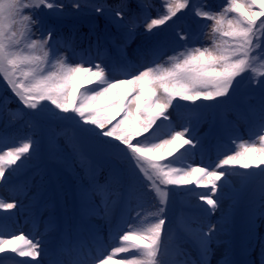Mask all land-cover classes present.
Returning a JSON list of instances; mask_svg holds the SVG:
<instances>
[{"label": "snow or ice", "instance_id": "snow-or-ice-1", "mask_svg": "<svg viewBox=\"0 0 264 264\" xmlns=\"http://www.w3.org/2000/svg\"><path fill=\"white\" fill-rule=\"evenodd\" d=\"M131 3L132 0H115L114 4L107 0H74L68 6L59 0H0V85L12 94L4 97L0 93V120L5 105L15 98L20 107L8 110L10 122L25 116L34 125L69 121L97 151L128 165L110 174L105 184L94 183L81 192V221L74 229L76 239L72 243L74 255L68 261L54 258L50 264H162V245L172 236L171 230H164L163 207L151 213L156 219L146 224L134 221L131 210H125L118 221L112 222V208L117 202L110 201L108 195H119L123 189L130 201L137 180L146 181L145 187L156 193L161 205L167 204L169 186L183 188L185 194L203 202L201 212L209 221L229 196L234 174L245 182L257 175L264 178V0H223L219 8L209 6L207 0H160L163 13L157 15L151 14L153 0H135L134 9ZM185 10L203 23L198 31H177L173 35V25L168 22L175 23L173 18ZM86 15L104 18V40L118 50V60L101 59L98 63L92 59V45L77 51L75 38H64L59 32L66 17L79 19ZM109 26L116 29L115 35L108 33ZM95 34V26H90L89 35ZM100 40L97 35L98 57L103 55ZM206 40L211 43L206 44ZM134 41H139L132 50L138 63L128 59L127 49ZM245 73L261 88L259 104L250 106L254 118L251 142L233 138L236 147L231 151L218 143L213 165L193 166L190 158L196 155L198 145L203 149L196 132L202 119L200 110L205 105L197 102L229 97L234 82L239 83L237 77ZM177 100L189 103L174 105ZM180 108L186 109L181 117L186 123L177 129L169 109ZM12 143V137L0 134V185L10 184L11 177L25 169L38 152L31 136L7 147ZM170 156L174 158L168 160ZM235 166L260 171H229ZM201 188L206 191H198ZM10 190L16 192L14 187ZM27 190L25 184L20 194ZM96 196L100 197V205H95ZM18 203L23 210V203L15 197L0 196V264H4L5 252L31 258L18 264H32L41 256L39 240L23 234L4 238L5 221L19 214L4 213L16 209ZM99 206L108 222L109 238L114 241L111 245H104L85 223ZM187 230L196 239L200 264H210L216 225L207 222L205 230L204 223L197 222L195 228L189 225ZM85 233L97 244L95 255L83 238ZM129 252L132 254L119 255ZM222 264L230 261L225 258ZM258 264H264V246Z\"/></svg>", "mask_w": 264, "mask_h": 264}, {"label": "rangeland", "instance_id": "rangeland-1", "mask_svg": "<svg viewBox=\"0 0 264 264\" xmlns=\"http://www.w3.org/2000/svg\"><path fill=\"white\" fill-rule=\"evenodd\" d=\"M59 2L70 6L74 0H59ZM153 3L155 7L151 14H162L160 0H153ZM197 3H200V0H197ZM207 3L213 8H219L223 4V0H207ZM131 7L135 8L133 0ZM173 20L176 22H168L173 25V35L177 31H198L200 23H203L199 17L194 16L188 10L179 13L178 17ZM49 22L56 23L55 21ZM105 23L103 17L97 18L94 15L81 16L79 19L68 16L59 25L58 30L64 38H75L77 51L87 50L92 45V59L96 62H101V59L105 62L118 60L120 57L118 50L111 42L104 40ZM90 26H95V35H89ZM163 27L167 28L168 25ZM154 31L157 30L154 29ZM108 33L115 35L116 29L109 26ZM97 35L101 37L100 51L103 54L101 57L97 56L95 49ZM53 39L56 37L54 36ZM119 42L117 41V43ZM137 43L139 41H134L127 49L128 59L134 63H138V58L132 51ZM205 43L210 44L211 42L206 40ZM69 56L71 58V54ZM247 76L248 74L245 73L242 77H237L239 83L234 82L233 91L229 93V97L218 98L217 101L211 102H197L205 105L200 110L202 119L196 132L197 137L202 140L203 149L200 150L198 145L196 155L190 158L193 166L213 165L217 160L218 143H222L225 150L231 151L236 147L232 143L233 138H238V142H251L254 118L250 106L259 104L261 88L259 84L252 83L247 79ZM0 93L4 97L12 96L10 89L2 85H0ZM11 101L15 102L17 108L20 107L15 98H12ZM188 103L174 101V105ZM8 105L11 106V102L5 105L3 120H0V134L9 137L8 131L12 126L25 128L28 131L21 139L31 136L38 145V152L25 169L11 177L10 184L0 185V196L5 199L15 197L18 202H22L24 205L23 210L20 209L18 203L16 209L4 213L5 216L19 213L13 216L12 220L5 221L6 235L4 238L23 234L28 238L39 240L41 256L38 261L42 264H50L54 258L60 260L64 258L68 261L70 256L74 255L72 248V243L76 239L74 229L81 221V192L94 183L105 184L110 174L117 169L128 167L127 162L97 151L92 142L84 138L78 127L69 121H44L34 125L25 116L10 122L8 110L16 109H12ZM207 105L212 106L208 107ZM191 107H195V105H191ZM169 112L173 114L176 128L180 129L181 125L186 123L181 118L186 114V109L180 108L178 111L169 109ZM68 115H72V113H68ZM85 127L90 126L85 125ZM188 134L192 135V132L189 131ZM18 141L13 139V143L7 147L14 146ZM180 151L182 152L184 149ZM173 158L170 156L167 159ZM261 168H264V165ZM220 171H224V169H220ZM229 171L258 173L260 169L253 167L244 170L235 166ZM41 177H43L42 180ZM220 183H223V180ZM25 184L28 185V190L25 194H20L22 186ZM145 184L146 181L143 179L135 182L130 201L123 189L119 190V195L109 194L108 199L117 202L112 208L111 218L115 223L121 217L122 212L131 210L134 221H142L146 224L156 219L151 213L163 207L164 211L161 215L166 219L164 230L165 233L171 230L172 236L162 245L160 256L162 264H200L201 257L196 239L187 230L189 225L195 228L197 222L204 223L205 230L207 222L216 225V230L213 233L215 238L211 244L212 254L208 257L210 264H222L225 258L230 261V264H248L253 260L258 264L259 252L261 246H264V196H262L264 178L257 175L250 177L245 182L239 175L234 174L228 188L229 196L223 200L222 207L216 211L214 216L210 217L209 221L204 220V214L201 212L200 206L203 205V202L198 201L196 196L190 193L185 194L183 188L169 186L167 204L161 205L156 193L148 190ZM10 187H14L16 192L13 193ZM198 191H206V189L201 188ZM219 195L218 191L217 196ZM94 202L95 205H100V197L96 196ZM204 206L206 207V205ZM137 212L140 213L139 216L136 215ZM218 221L219 223H217ZM85 223L96 231L104 245L114 243L109 238L108 222L104 218L102 206L95 207ZM83 238L95 255L97 244L87 233ZM131 254L129 252L119 255ZM3 257L4 264H18L19 261L31 259L18 257L11 252H5ZM38 261H32V264H38Z\"/></svg>", "mask_w": 264, "mask_h": 264}, {"label": "trees", "instance_id": "trees-1", "mask_svg": "<svg viewBox=\"0 0 264 264\" xmlns=\"http://www.w3.org/2000/svg\"><path fill=\"white\" fill-rule=\"evenodd\" d=\"M115 0H107V3L113 4ZM133 4H135V0L133 1ZM12 109H17L16 104L14 101H11V106ZM27 129L21 128V127H13L11 128L8 132L11 137H14L16 140L20 139L22 135L27 133ZM15 133V134H14ZM22 134V135H21Z\"/></svg>", "mask_w": 264, "mask_h": 264}, {"label": "bare ground", "instance_id": "bare-ground-1", "mask_svg": "<svg viewBox=\"0 0 264 264\" xmlns=\"http://www.w3.org/2000/svg\"><path fill=\"white\" fill-rule=\"evenodd\" d=\"M62 260H63V261H67V260H66V259H64V258H63Z\"/></svg>", "mask_w": 264, "mask_h": 264}]
</instances>
